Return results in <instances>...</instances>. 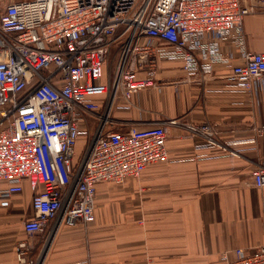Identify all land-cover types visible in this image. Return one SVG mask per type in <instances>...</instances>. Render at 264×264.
<instances>
[{
    "label": "built area",
    "instance_id": "built-area-1",
    "mask_svg": "<svg viewBox=\"0 0 264 264\" xmlns=\"http://www.w3.org/2000/svg\"><path fill=\"white\" fill-rule=\"evenodd\" d=\"M264 14V0H20L0 5V206L28 183L34 217L30 237L49 222L95 221L98 185L141 177L169 160L165 125L105 131L115 109L158 89L157 67L180 64L203 83L229 67L227 87L264 96V52L246 47L244 20ZM175 124L176 121H169ZM199 151L240 155L232 145H264L253 137L224 141L218 125L191 124ZM82 141L83 150L77 152ZM202 156V155H201ZM264 188V154L251 171ZM264 211V203H263ZM19 264H34L20 242ZM223 264H264V245L223 253Z\"/></svg>",
    "mask_w": 264,
    "mask_h": 264
},
{
    "label": "crops",
    "instance_id": "crops-1",
    "mask_svg": "<svg viewBox=\"0 0 264 264\" xmlns=\"http://www.w3.org/2000/svg\"><path fill=\"white\" fill-rule=\"evenodd\" d=\"M244 30L247 49L264 52V14L247 16ZM229 73V67H216L197 83L184 78L180 64H159L160 87L137 94L129 109H115L105 131L164 124L168 162L121 184L98 185L91 225L52 220L32 237L23 225L34 217L32 191L23 182L10 206H0V264H19L20 242L31 248L34 264H223L224 252L264 245V188L251 177L264 154L262 141L234 144L230 148L240 155L220 156L198 151L188 130L208 121L219 126L224 141H236L264 124V96L228 88ZM7 187L0 182V190Z\"/></svg>",
    "mask_w": 264,
    "mask_h": 264
},
{
    "label": "rangeland",
    "instance_id": "rangeland-1",
    "mask_svg": "<svg viewBox=\"0 0 264 264\" xmlns=\"http://www.w3.org/2000/svg\"><path fill=\"white\" fill-rule=\"evenodd\" d=\"M16 1H20V0H1L0 1V5L1 6H6L8 3H10V2H16ZM82 146H84V145H82V141H79V143H78V145H77V152L78 153H81L82 152V150H83V147Z\"/></svg>",
    "mask_w": 264,
    "mask_h": 264
}]
</instances>
